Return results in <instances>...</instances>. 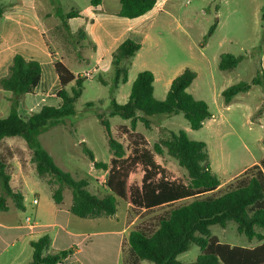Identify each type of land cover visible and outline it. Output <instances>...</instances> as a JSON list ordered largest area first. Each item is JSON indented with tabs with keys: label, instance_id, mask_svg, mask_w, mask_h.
<instances>
[{
	"label": "trees",
	"instance_id": "obj_1",
	"mask_svg": "<svg viewBox=\"0 0 264 264\" xmlns=\"http://www.w3.org/2000/svg\"><path fill=\"white\" fill-rule=\"evenodd\" d=\"M52 1L57 15L63 20L79 15L76 11L65 14L59 2ZM100 2L92 0V5L98 6ZM156 3L157 0H121L119 15L126 19H139L152 11ZM3 12L0 8V18ZM216 27L217 21L210 27L205 40L213 35ZM141 47V44L127 39L114 51L111 62L114 71L110 88L111 107L108 113L96 114L112 154L111 161H96L92 150L83 144V152L92 166L108 173L105 185L109 193L103 197L89 190L88 180L76 179L60 168L40 142L42 134L64 124L68 117L77 116L76 104L82 96L87 79L74 75L63 62H55L60 85L56 96L60 104L44 105L39 112L23 116L18 111L19 98L34 94L42 82L43 69L38 61L15 55L8 75L0 79V89L13 97L9 113L0 117V212L8 211V198L13 200L17 210H25L24 197L11 188V174L1 156V144L5 138H20L31 152V162L35 165L38 178L51 189L54 203L61 205L65 191L70 190L72 204L69 210L77 217L113 218L117 214V199L144 210L192 199L190 203L177 206L161 216L158 228L152 233L142 229L130 232L128 244L133 257L131 264H141V261L151 264H264V159L245 170L223 194L206 196L221 186L219 177L213 171L206 143L189 139L183 131L164 129L162 137L150 149L145 136L137 132L139 123L149 128L152 118L156 116L182 114L192 130H200L206 121L213 118V114L206 102L197 100L189 93L196 78L189 69H185L171 82L164 100L154 97L153 72L141 71L132 84L128 101L119 104L115 97L116 90L120 83L128 82V65ZM243 60L242 55L223 54L219 69L233 70ZM99 80L103 85H109L101 77ZM71 84L73 87L68 90ZM253 86H261L264 90V70L261 66L250 82H239L222 92L225 104H231L237 95L249 92ZM87 106L91 108L96 103H88ZM113 117L130 121L129 127H120L132 146L130 155H127L123 143L112 133L110 118ZM156 155H167L176 160L186 170L189 182L185 184L169 179L166 170L157 163ZM138 166L142 167L144 173L140 186L130 183V176ZM229 224H234L237 232L249 242L257 240L262 243L254 248L221 243L211 229L214 226L226 228ZM193 246L201 250L196 260L191 263L180 261L179 256ZM31 247V264H60L72 254V249L52 253L49 235L32 241Z\"/></svg>",
	"mask_w": 264,
	"mask_h": 264
},
{
	"label": "rangeland",
	"instance_id": "obj_2",
	"mask_svg": "<svg viewBox=\"0 0 264 264\" xmlns=\"http://www.w3.org/2000/svg\"><path fill=\"white\" fill-rule=\"evenodd\" d=\"M32 0H0V8L5 11V18L0 19L5 35L11 39L27 38L37 41L39 32L24 27V21H20L21 27L17 28L12 22V18L33 21L30 2ZM40 6L49 8L46 0H39ZM60 8L65 12L84 8L87 0H56ZM179 17L160 18L159 25H156L154 36L148 42L141 53L139 63L128 67L130 69L129 81L125 84L120 83L116 90V100L119 104L128 101L131 87L136 76L141 70H150L155 76L154 97L157 100H164L170 88L171 82L179 76L185 69H189L196 76L189 88V93L197 100L206 102L212 114L213 120L205 122L200 130H192L187 120L182 114L176 116H156L152 118L151 126L147 128L139 123L137 132L143 134L152 149L153 145L162 137L163 130L167 129L174 132L183 131L189 139L201 141L207 144L210 160L214 173L219 177L221 186L215 192L206 196H217L223 194L227 187L235 182L245 170L253 165L259 164L264 159V90L261 86H253L247 93L237 95L226 105L222 92L239 82H250L260 70L259 50L249 51L251 44L260 42L264 39V33L257 29L264 23L259 19L256 21L250 11L244 13V18L240 20H225L223 25L215 33L205 40L210 27L218 19L213 14L200 11L202 3L198 0H179L176 3ZM39 6V7H40ZM41 8V7H40ZM202 8V7H201ZM165 17V16H162ZM49 24H55L52 20ZM163 23V26L161 25ZM106 21L100 19L95 21L89 35L87 43H83L85 53L96 58L107 50L116 36L120 33L121 26H106ZM260 25V26H258ZM260 31V30H259ZM49 38L55 39L60 47L66 49V54L75 56L77 52L70 51L74 47V38L64 27H54L49 31ZM13 36V37H12ZM78 39V40H77ZM77 42L82 43V38H76ZM93 46V47H92ZM54 48V45L51 44ZM54 53V51H52ZM248 52V53H247ZM242 55L244 60L233 70L222 71L219 63L223 54ZM39 61L38 59H34ZM43 60V58H42ZM83 76L87 80L84 82V91L76 104L77 116L68 117L65 123L50 129L40 136L41 144L54 157L60 168L69 172L76 179H86L90 182L89 190L103 197L108 193L105 185L106 176L95 170L90 159L83 152V144L92 150L98 162L109 163L112 154L109 151L105 133L99 124L96 114L100 112L108 113L111 107L110 88L113 84L114 71L112 66L106 71L97 70L85 64L82 69ZM102 78L109 85H103L99 78ZM73 84L68 86L71 90ZM25 97V96H24ZM60 99L40 101L38 108L32 111L19 112L24 116H31L38 112L44 105L58 106ZM100 101L102 104H100ZM88 103H96V106L89 108ZM41 104V105H40ZM5 112L0 111V116ZM112 133L115 138L122 142L127 155H130L132 146L127 136L121 132L122 125L130 126V121H124L119 117L110 118ZM7 138L1 146V156L8 165L9 172L15 170L14 162H22L25 167L27 162L31 163V152L22 150L18 141L25 144L20 138ZM157 162L166 170L167 176L171 180L187 184L189 182L187 172L180 167L176 160L163 155H156ZM29 174V172H27ZM143 170L138 166L130 176L132 185H141ZM30 175V174H29ZM37 180L34 176V180ZM0 195L2 190L0 188ZM32 197V196H30ZM41 203L46 202V193L43 191L37 196ZM192 199L180 201L173 205L154 208L151 210L138 209L130 206L122 199L117 200V214L113 218L103 217L100 220L83 219L71 214L74 221L68 230L75 233L87 235L77 240L81 249V254L76 256L79 261L73 264H131L133 257L130 253L128 237L131 231L142 229L147 233H152L158 228L159 218L171 209L188 204ZM7 202L12 210L6 215L0 212V220L12 221L16 224L19 221L30 217L32 223L36 217L31 211L13 210L15 204L10 198ZM28 203V201H27ZM72 204V194L70 190L65 191L64 206ZM9 217V218H8ZM46 230V229H45ZM57 230V229H55ZM124 230V239L121 245L122 236L119 232ZM212 234L223 244L230 246H242L254 248L262 242L249 240L237 232L234 224H229L226 228L219 226L212 227ZM52 231V233H50ZM54 230H46L44 235L54 234ZM90 235V237H88ZM38 240V239H37ZM69 242L63 241L62 245ZM76 244V242L74 243ZM77 248V249H78ZM122 248V255L119 257ZM76 249L72 250V254ZM201 254L200 248L193 246L191 250L179 256L183 263H191ZM19 255L21 264H31L33 250L31 245L17 243L14 247H9L2 259L4 264L10 258ZM11 263V262H10ZM141 264H151L141 261ZM65 264H70L68 261Z\"/></svg>",
	"mask_w": 264,
	"mask_h": 264
},
{
	"label": "crops",
	"instance_id": "obj_3",
	"mask_svg": "<svg viewBox=\"0 0 264 264\" xmlns=\"http://www.w3.org/2000/svg\"><path fill=\"white\" fill-rule=\"evenodd\" d=\"M46 1L48 2L49 8H45L43 5L40 6L39 0H32L30 2V10L35 11V14H32V17L34 19L33 21L20 20V18L17 17L12 18V22L16 25L17 28H20L21 25H23L20 23V21H24V27L39 32V38L37 41H31L27 38H22L21 40L11 39L10 36L4 34L3 26L1 24L2 22L0 23V79L8 75L9 68L13 62V58L15 57V55L18 54L22 55L27 60L38 59V62L41 64L43 69V78L40 86L35 90L33 95L25 97L23 96L19 98L18 111H32L36 107L38 108L39 102L41 100L49 101L53 99H58L56 95L60 89V85L58 75L54 68L55 62H63L68 67V69L76 76H83L84 72L82 71V69L85 67V64L87 62H89L90 65L96 68L98 71H106L111 66L112 54L114 53V51L125 40L131 39L141 44L142 46L141 50L136 54V56L130 60V64L131 66H133L140 62L141 53L145 49L148 42L152 39V35L154 36L155 27L156 25H159L158 21L160 20V18H178L180 13L177 11L176 8L178 6L176 3L179 0H157L154 9L142 18L126 19L120 17L119 15L121 11V0H101L98 6H93L92 0H87L84 8H80L78 6V10H72L79 13L77 17L71 18L69 20H63L57 15L56 6L54 2L52 0ZM198 1L202 3V8L200 7V11H197V13L204 12L207 14H213L214 17L219 20L215 31H217L220 26L223 25V21L232 19H243V14L248 11L253 14L252 17L256 19V21L260 19L264 23V0ZM186 2L190 3V0H186ZM63 12L65 14L69 13L65 11ZM5 16L6 14L4 11L3 16L0 19L5 18ZM100 19L106 21L107 27L109 25L119 24L121 26V30L118 36H116V38L112 42V44L109 45V47L105 52H103V54L99 55L96 58V62L94 63L95 58H93V55L91 56L90 54L88 55L85 53L83 43H87L90 32L92 30V26L94 25L95 21ZM49 20H53L55 24L47 23V21ZM161 25L163 26V23H161ZM60 26H64L73 36L74 39L72 41L74 42V47H71L70 51L77 52L75 56L69 53L66 54L65 48L60 47V45L56 42L55 39L53 40L49 38V31L54 27ZM259 32L264 33V25H261V28L259 27L257 29L256 35ZM78 37H81L83 39L82 43L77 42L78 39L76 40V38ZM51 44L54 45V48L51 47ZM255 48L260 49L258 62L261 68L264 70V39H262L260 42L251 44L249 51L251 52ZM52 51H54V53ZM141 71H139L138 74ZM12 98L13 97L10 93L4 92L0 89V111L2 113L5 112V114L0 117H4L9 113L12 105ZM56 103L57 102L55 101L54 104ZM59 104L60 102L57 103V105ZM213 118L211 120H213ZM12 139L15 140L14 138ZM18 142L22 150L24 149L28 151L26 143L23 144L20 141ZM14 163L15 170L10 171V186L14 191L20 192L23 195L25 210H27V208L31 209V211L36 217V220L34 223H27L25 220L21 219L19 223L16 224L12 221V218L10 219L8 217L9 221L5 220L7 218L8 213L12 210L11 206L7 202V206L9 209L8 211L1 212L6 215H2V217L5 219L0 220V264H4L2 262V259L4 254L8 253L9 247H14L18 242L22 244L27 243L31 245L32 241H36L37 239L41 238V234L43 232L46 233V230L48 229L55 231V233L51 236L49 234L51 238L50 250L52 253L76 249L73 254H71L67 259L60 263L65 264L69 261L70 264H73V260L76 259V256L81 254V249H79L77 246L82 241L77 243V240L82 237H86L87 235L83 233H75L68 230V227L74 221V217H72V213L69 210L71 205L65 207L64 202L61 205H56L54 203L51 198V189L41 179L38 178L35 171V165L32 162H27V167H25L20 161ZM98 171H100V174H104L103 176H106L108 174L107 172L101 170ZM27 172H29L30 175ZM34 176H36L39 182L33 181ZM43 191L46 193L47 196L46 202L44 204L41 203L39 197L37 198V196H39V194ZM35 199L38 201L37 205H33V201ZM101 218H95L94 220H100ZM50 233H52V231ZM119 235L122 236V245V241L124 239V230L120 231ZM88 237H90V235H88ZM63 241L65 243L69 242V244L62 245ZM75 242L76 244H74ZM121 255L122 248L119 257ZM9 258L10 261L7 264H21V262H19L21 257L19 255H17L13 259L12 257L8 256L6 259L8 260ZM76 261L79 260L76 259Z\"/></svg>",
	"mask_w": 264,
	"mask_h": 264
},
{
	"label": "built area",
	"instance_id": "obj_4",
	"mask_svg": "<svg viewBox=\"0 0 264 264\" xmlns=\"http://www.w3.org/2000/svg\"><path fill=\"white\" fill-rule=\"evenodd\" d=\"M37 204H38V201L35 199V200L33 201V205H37ZM26 222H27V223H32L31 218H30V217H27V218H26Z\"/></svg>",
	"mask_w": 264,
	"mask_h": 264
}]
</instances>
